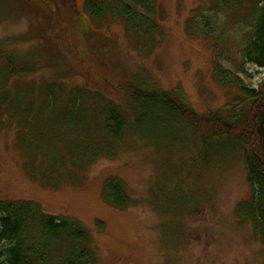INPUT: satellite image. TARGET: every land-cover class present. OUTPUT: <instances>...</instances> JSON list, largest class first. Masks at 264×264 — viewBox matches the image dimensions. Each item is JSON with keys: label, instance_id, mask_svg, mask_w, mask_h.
Here are the masks:
<instances>
[{"label": "rangeland", "instance_id": "rangeland-1", "mask_svg": "<svg viewBox=\"0 0 264 264\" xmlns=\"http://www.w3.org/2000/svg\"><path fill=\"white\" fill-rule=\"evenodd\" d=\"M66 1L101 35L94 53L101 66L111 62L122 85L140 77L199 115L229 119L250 102L236 85L220 81L216 68L253 89L264 79V68L241 55L255 0H237L240 11L235 0H154L152 14L133 0H97L116 8L103 16L93 15L89 0ZM15 2H0V18H15L0 21V55L32 60L38 68L5 77L14 114L0 124V200L36 201L51 215L78 220L90 234L95 264H264L254 223L237 214L253 196L244 151L184 118L137 121L124 96L79 75L80 62L68 51L53 59L59 35L42 21L36 26ZM125 5L151 26L136 31L135 18L132 29L121 13ZM51 85L60 96L47 105ZM76 94L81 106L71 119L68 103ZM109 106L127 127L99 156L111 136L104 129ZM22 118L26 129L18 125ZM113 179L134 204L121 208L107 200L105 185Z\"/></svg>", "mask_w": 264, "mask_h": 264}, {"label": "trees", "instance_id": "trees-1", "mask_svg": "<svg viewBox=\"0 0 264 264\" xmlns=\"http://www.w3.org/2000/svg\"><path fill=\"white\" fill-rule=\"evenodd\" d=\"M15 1V4H21L25 11L30 12L28 17L36 26H40L42 21L45 28L53 29L57 36L59 35L62 46L59 47L60 54L53 51V55H50L53 59L60 57L63 49L68 51L77 63L80 62L77 64L79 75L87 80L91 79L102 88L124 96L127 102L132 104L130 106L133 107L135 114L137 111V121L150 120L153 117L177 121L184 118L197 129L206 127L212 130L211 136L217 139L236 143L244 151L247 181L253 189L251 200L242 201L237 207V214L244 220H252L264 244V79L258 89L249 88L241 77L217 67L216 77L220 81L236 85L243 95V102L249 101L250 106L229 119L199 115L171 93L143 83L140 77L132 78L130 83L124 85L119 83L114 77L115 68L111 62L102 61L101 66L98 62L101 57L94 53L95 47L103 42L101 35H96L87 19L66 0ZM133 2L150 14L154 12V0ZM261 2L264 0H255L256 8L252 12L250 25L252 30L245 47L241 50V55L245 63L264 68V7H261ZM241 3L238 2V5ZM125 6L121 13L127 16L132 29L135 23L132 24L131 20L135 18L140 21L136 24V31L140 30V27L151 26L147 24L145 18L138 15L137 11L133 12L131 7ZM88 7L95 16H103L109 8L116 10L113 2L107 1L101 4L97 0H89ZM248 9L250 11V6ZM9 19L15 18L1 17L0 21ZM111 55L113 54L109 53V56ZM32 65L38 66L32 60L27 61L26 58L23 60L11 53L4 52L0 55V124L6 118L5 115L14 114L5 77L10 75L9 73L12 75L20 73L25 76L38 68H33ZM27 92L31 93V90ZM58 92L60 90L56 86L47 87L44 103L47 105L55 103ZM68 106L71 109V119H74L77 116V112L74 111L81 106L80 95L72 97ZM106 110L104 129L111 136L106 138L109 141L96 153L99 156L106 148L111 151L113 147L109 144L110 140H119L127 127L126 120L118 108L109 106ZM29 113L32 115V110ZM18 125L26 129L27 123L22 118ZM104 194L108 201L121 208L134 204L117 179L107 182ZM89 240L88 230L78 220L68 216L51 215L43 210L39 202L0 200V242L5 243L4 251L0 252L2 258L0 264H95L96 256L89 247Z\"/></svg>", "mask_w": 264, "mask_h": 264}]
</instances>
